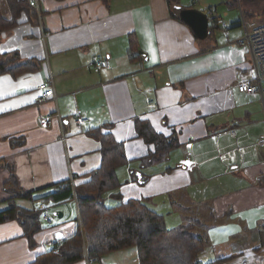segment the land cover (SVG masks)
Returning <instances> with one entry per match:
<instances>
[{"label": "crops", "instance_id": "crops-1", "mask_svg": "<svg viewBox=\"0 0 264 264\" xmlns=\"http://www.w3.org/2000/svg\"><path fill=\"white\" fill-rule=\"evenodd\" d=\"M232 1L39 0L41 27L33 8L21 12L0 34V212L11 190L39 198L72 181L77 195H87L84 184L104 160L101 142L88 131L101 129L123 145L127 161L115 170L118 186L103 195L107 205L138 199L181 216L180 223L199 222L210 247L201 260L264 264V148L250 147L263 136L254 129L263 112L254 119L259 95L237 89L238 73L251 67L247 46L237 43L244 35L241 12L245 21L251 16L249 25H263L264 2L245 12L242 0ZM209 8L230 26L220 37L215 28L199 40L179 12L208 15ZM8 10L0 0L4 19L12 17ZM95 55L109 66L96 70ZM49 75L57 100L40 102L38 87ZM75 111L89 122L76 125ZM56 113L62 129L55 117L50 126L40 124ZM136 119L176 138L159 163L143 165L155 146L137 136ZM238 126H246V134L238 131L242 156L227 134ZM15 201L26 209L43 204ZM47 206L62 217L52 226L41 218L33 248L17 221L0 223V264H30L81 227L73 200Z\"/></svg>", "mask_w": 264, "mask_h": 264}, {"label": "trees", "instance_id": "trees-1", "mask_svg": "<svg viewBox=\"0 0 264 264\" xmlns=\"http://www.w3.org/2000/svg\"><path fill=\"white\" fill-rule=\"evenodd\" d=\"M106 1V0H105ZM10 19L0 13V34L15 26L21 12L29 10V0H6ZM215 28L210 27L212 32ZM0 65V71L4 70ZM137 136L145 143L155 146V152L142 159L143 165L159 163L176 145V138L164 137L156 133L146 120L136 119ZM101 142L104 160L100 168L93 171L90 180L84 184L87 195H77L81 227L59 242L58 253L49 251L39 255L30 264H76L86 257L97 261L106 255L125 249L136 250L138 264H217L202 262L199 258L209 250V240L200 232L197 221H184L168 228L165 216L151 209L143 200L130 199L107 205L104 193L118 186L115 170L127 163L123 145L116 142L110 133L103 134L101 129L88 131ZM4 167V166H2ZM1 168V167H0ZM75 192L77 191L74 187ZM14 194L8 208L0 212V223L17 221L24 231L31 248L35 247L33 235L43 229L42 210L18 205L15 199L28 200L35 204H59L73 200L70 182L55 187L54 192L34 198L32 193L9 191ZM114 193H112V196Z\"/></svg>", "mask_w": 264, "mask_h": 264}, {"label": "built area", "instance_id": "built-area-1", "mask_svg": "<svg viewBox=\"0 0 264 264\" xmlns=\"http://www.w3.org/2000/svg\"><path fill=\"white\" fill-rule=\"evenodd\" d=\"M29 5L34 9L36 19L41 27L42 21L39 0H30ZM207 13L209 17V28L212 27L227 29L228 26L226 23L223 22L221 25V23L219 22L220 18L216 15L214 8H209ZM244 19L245 18L243 17V14L241 12L240 26L244 30V35L237 41V43L247 46L251 58V67L248 71H240L238 73L237 89L240 93L259 95L263 112L262 123L264 124V24L260 26H251L247 25ZM92 65L96 70L104 69L109 66L107 59L101 58L98 55L92 57ZM38 91L40 92V102H44L47 100H52L55 102L57 100V95L54 91V82L50 75L48 76L47 80L38 87ZM146 103L149 108H153L155 106V102L153 99H147ZM54 117L59 122L62 129V119L57 113L55 116H47L45 118H42L40 120V124L42 126H50L53 123ZM72 118L74 123L79 126L85 125L89 122V120L83 117L78 111H75L72 114ZM238 131H242L244 134H246V126H238L237 128L230 129L227 134L235 141L233 152L239 153L242 156L244 148L238 143ZM250 147L254 149L264 148V136L259 137L254 143L250 145ZM217 157L221 159L222 155L219 154ZM194 165H196V163ZM70 184L72 187L73 201L75 204H77V196L73 182L71 181ZM40 209L42 210L41 218L43 222L48 226L54 225L56 223V217L49 212V207L45 204H42L40 206ZM78 222L80 223V219ZM58 246L59 242H51L50 248L54 254L58 253ZM85 261V264H91L89 258L86 257Z\"/></svg>", "mask_w": 264, "mask_h": 264}, {"label": "rangeland", "instance_id": "rangeland-1", "mask_svg": "<svg viewBox=\"0 0 264 264\" xmlns=\"http://www.w3.org/2000/svg\"><path fill=\"white\" fill-rule=\"evenodd\" d=\"M230 1H232V0H230ZM255 1L256 0H242L243 10L245 12H248V9H252V10L256 11V10H258L256 8V6H259V4L264 2V0H257L259 2H255ZM232 3H233V1H232ZM250 5H251V8H250ZM218 11H219L220 16L221 15L223 16L224 13L226 12V10L223 7H219ZM235 14H236V19H237V12H235ZM246 18H247L246 24L249 25L250 24L249 18H251V16L248 15V17H246ZM219 22L221 23V25L224 22L227 24L228 27L230 26V23L224 17H223V19L220 18ZM221 25H220V27H221ZM220 29L221 28L215 29V33L219 37H220V33H221ZM256 100H257V98H255V97L253 99H251V101H254V102H256ZM254 105H255V107L253 106L252 108L255 109V111L258 110V114L256 116H254V119L257 118V116L259 119L262 118V115L260 117V113H259V111L261 109L260 103L256 102ZM254 129L256 132H258V134H261V135L263 134V136H264V125L263 124L257 125ZM172 211H174V210H172ZM49 212L51 214H54L51 211H49ZM163 215L165 216V222H166V226L168 228H171L175 225H179L180 222H178V220L182 221L181 216H179V218L177 219V217L173 213L168 215L167 211L163 212ZM172 220H176V222H173ZM56 221H57V218H56L55 222ZM253 233L258 234V229L254 228ZM261 235L264 236V232ZM135 255L136 254H135L134 249H125V250H120V251H116V252H113L111 254H108L104 258H102V260L100 259L101 261L100 260H97V261H91L90 260V261H91V264H138V261L136 258L137 256H135ZM202 255H204V254H202ZM85 259H86V252H85V258L83 260L84 262H86ZM202 262L206 263L208 261L205 258H202Z\"/></svg>", "mask_w": 264, "mask_h": 264}, {"label": "water", "instance_id": "water-1", "mask_svg": "<svg viewBox=\"0 0 264 264\" xmlns=\"http://www.w3.org/2000/svg\"><path fill=\"white\" fill-rule=\"evenodd\" d=\"M180 20L185 23L193 32L194 36L199 40H204L210 35L209 31V17L207 14L198 11L196 9H180L179 12ZM141 56H145L139 52ZM57 219L62 217L57 212L54 213Z\"/></svg>", "mask_w": 264, "mask_h": 264}, {"label": "bare ground", "instance_id": "bare-ground-1", "mask_svg": "<svg viewBox=\"0 0 264 264\" xmlns=\"http://www.w3.org/2000/svg\"><path fill=\"white\" fill-rule=\"evenodd\" d=\"M54 215V214H53Z\"/></svg>", "mask_w": 264, "mask_h": 264}]
</instances>
